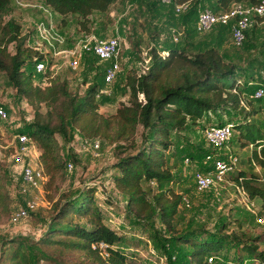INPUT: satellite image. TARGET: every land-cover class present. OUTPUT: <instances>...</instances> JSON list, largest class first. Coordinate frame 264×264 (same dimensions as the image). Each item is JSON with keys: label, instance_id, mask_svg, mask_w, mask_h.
<instances>
[{"label": "trees", "instance_id": "obj_1", "mask_svg": "<svg viewBox=\"0 0 264 264\" xmlns=\"http://www.w3.org/2000/svg\"><path fill=\"white\" fill-rule=\"evenodd\" d=\"M12 1L0 0V71L15 93L31 108L32 119L24 126L23 133L38 150L35 164L47 177L42 185L45 197L53 177L62 175L65 170L56 136L64 144L70 143L75 134L88 141H125L126 145L114 147L112 167L116 174L112 179L113 187L126 197L127 207L136 219L145 224H153L156 219L162 226L164 231L154 229V236H150L154 243L161 238L170 241L172 246L187 244L186 255L191 264H210L206 260L208 253L218 257L215 264H264V248L258 249V243L264 241L261 236L231 234L229 239L241 252L229 259L226 255L228 246L221 253L226 243L224 234L204 229H178L175 216L181 196L173 189L179 180L173 172L177 155L174 150L168 151L180 138L179 132L191 130L199 122L202 131L208 126H221L228 122L233 132L226 143L229 150L232 141L234 147L250 145L245 163L250 167L257 163L264 168V120L258 117L263 114L264 119V96L252 97L264 75L261 71L264 61L255 59L248 61L247 66H240L234 61H226L212 45L191 50L190 45L178 40L166 50L151 47L146 53L148 65L142 73L128 70L123 76V87L128 95L126 102L120 103L113 114L102 116L97 110L107 102V97L99 94L96 84L88 85L78 95L68 89L65 79L58 76L48 78L44 86L32 83L34 73L27 69L35 61L43 60L44 54L27 46L28 35L21 33L17 23L2 21ZM30 1L43 3L60 16V20L68 14L78 16L77 23L86 30L87 16L92 12L106 13L114 0ZM175 1H189V9L177 15L193 11L195 20L196 10L200 7L197 0ZM207 1L213 12H222L234 2L252 5L259 0ZM165 7L173 13L170 6ZM260 19L256 18L254 22ZM216 27L223 31L228 29L227 26L216 25L208 32ZM10 43H13V53L7 50ZM161 52L166 53L161 55ZM48 66L49 63L46 68ZM231 112L238 116L228 118ZM225 115L227 119L223 121L221 116ZM137 126L141 131L138 146H135ZM132 148H135L132 152L128 151ZM168 158L173 159L172 163ZM198 169L206 171L208 167L200 160ZM235 170L236 167L227 174H233L236 187L248 199L259 203L258 212L264 217V175ZM2 182L0 178V188ZM83 189L72 197L63 195L61 200L56 199L50 206L43 234L34 242L53 245L55 253H41V257L49 259L50 264H131V252L126 251L127 245L123 244L125 236L105 224L93 205L95 189L88 186ZM10 202L9 195L0 190V206L8 214ZM165 232L170 236L166 237ZM21 239L1 237L3 243L16 241V244L11 245L8 252H1L0 264H30L29 252ZM98 241L104 243L106 254L97 246ZM66 251H77L87 261L66 260L62 256Z\"/></svg>", "mask_w": 264, "mask_h": 264}, {"label": "rangeland", "instance_id": "obj_2", "mask_svg": "<svg viewBox=\"0 0 264 264\" xmlns=\"http://www.w3.org/2000/svg\"><path fill=\"white\" fill-rule=\"evenodd\" d=\"M197 1L200 3L197 4L198 6L211 8L207 0ZM18 2L21 4L15 1L9 3L2 21L13 20L19 25L21 33L32 35L40 13L28 5L32 3L30 0H18ZM51 13L54 24L65 38V43L58 47L59 50H67L84 34H92L96 38H108L115 35L118 37L120 47L117 57L118 71L114 80L108 85H103L101 80L105 63L99 62L91 55H85L79 58L77 67L71 69L66 64L67 58L63 51L50 55L47 72L35 73L31 79L33 84L44 86L48 78L61 77L67 82L68 89L78 95H81L88 85H98L99 94L107 97V102L99 106L97 110V113L102 116L113 114L120 103L126 102L128 95L123 87L124 74L128 70L142 73L148 65L146 53L149 48L166 50L173 46L175 43L171 40L173 32L179 33L178 42L190 45L191 50L197 49L198 46L212 45L226 61H234L240 66H247L248 61H255V59L264 61V18L253 22L246 32L243 43L235 46L228 29L223 31L216 27L217 29L215 28L212 32L197 34L192 29L193 11L174 15L169 7L155 0H114L106 13L92 12L87 16L86 30H82L77 23L78 16L68 14L60 20V16L52 11ZM31 35L27 40L29 45L33 41ZM7 50L13 53V43L8 44ZM165 53L161 52V55ZM261 71L264 73V69ZM138 98H141V95ZM0 106L6 112L4 120L0 119V178L3 181L0 190L5 191L10 197L9 214L25 200L36 202L35 210L17 222H11L9 214L5 213L0 206V254L3 250L8 252L11 245L16 244V241L3 243L1 237L7 239L22 237L21 241L30 255V264H50V260L41 257L43 256L41 253L44 255L55 253L54 246L34 242L43 234L50 206L56 199L61 200L63 195L72 197L88 186L95 189L93 205L101 213L103 222L125 236L123 244L127 245L126 251L131 252V264H191L186 255L189 248L187 244L172 246L170 241L161 240V238L154 243L150 236H154V229L164 231L162 226L156 219L153 220V224H145L136 219L127 207L126 197L113 187L112 179L116 174L112 167L115 161L114 147L117 144L126 145L125 141L107 143L99 139L97 148H94L91 143H86L77 134L68 144H64L60 137L56 136L63 161L70 162L71 168L64 170L62 175L56 174L53 177L47 186L46 197L51 198L47 201L42 187L34 189L21 185L20 166L12 161L14 149L18 147L16 137L24 134V126L31 121L32 111L25 100L15 93L1 71ZM235 115H237L236 112H231L227 117L231 118ZM227 117L221 116V119L224 121ZM258 117L264 120L263 114H259ZM200 125L201 122L191 130L179 132L180 138L168 150L171 152L174 150L177 155L173 172L179 180L173 185V189L179 193L181 199L175 220L180 231L204 229L216 234H224L226 243L221 253H224L228 246L226 255L229 259H233L241 250L233 241L231 242L230 235L242 233L245 234L244 236L264 238V217L258 212L259 203L248 199L244 192L236 187L232 173L225 175L221 181L209 188L202 191L195 189L193 173L198 169V161L204 160V154L208 150H210L208 152L216 150L205 141ZM140 131V126H137L134 135L135 146H138ZM230 146L231 152L238 158L236 170L250 171L257 176L264 175V168L257 163L251 167L245 163V154L249 152L250 145L234 147L232 141ZM134 149L128 151L132 152ZM34 150V145L30 141L26 143L25 152L22 154V159L31 166H36ZM219 151L223 153L222 149ZM186 157H190L191 161L184 163ZM172 161L173 159L168 158L169 163ZM223 225L225 227L222 228ZM165 233L166 237L170 236V233ZM262 248H264V241L258 243V249ZM35 255L37 261H35ZM62 256L66 260L87 261L77 251H66ZM217 258L211 253L206 256L210 264H215Z\"/></svg>", "mask_w": 264, "mask_h": 264}, {"label": "built area", "instance_id": "obj_3", "mask_svg": "<svg viewBox=\"0 0 264 264\" xmlns=\"http://www.w3.org/2000/svg\"><path fill=\"white\" fill-rule=\"evenodd\" d=\"M14 1L21 4L18 0ZM156 2L164 6H170L175 15L187 11L190 7L189 1L176 2L175 0H156ZM28 5L34 7L40 13V17L33 27L32 35L29 33L33 40L31 45L27 42V40L30 39V35L27 34V46L41 51L44 54L43 60L35 61L29 71H32L34 74H44L47 69V63H50V55L53 56L63 51L66 54V64L69 68L75 69L81 56L91 55L99 62L105 63L101 75L103 85H108L114 80L118 71L117 57L120 49L118 37L116 35L108 38H96L92 34H84L75 41L71 47L67 48V50H59L58 47H61L65 43V38L54 24L51 10L41 2H32ZM256 18H264V0H259L252 5L234 2L230 4L227 10L222 12H213L207 7H198L192 28L195 33L202 34L208 32L216 25L227 26L232 43L235 46H239L244 40L245 31L253 24ZM178 35L179 33L173 32L171 34V40L176 42L178 40ZM263 96L264 75L258 83V87L252 93L253 98H261ZM5 114V110L0 106L1 120H4ZM231 132V124L228 122L221 126H208L202 131L207 144L218 151L213 150L204 155V160L202 162L208 167L206 171L199 169L194 171L193 179L196 190L202 191L213 186L236 167L238 158L226 146ZM84 141L86 143H91L94 148H97L99 144L98 140ZM16 142L18 147L14 149L12 161L14 164L20 166V183L25 187L39 189L45 183L47 177L42 173L39 167L31 166L22 159V154L25 152V145L29 143V139L26 135L19 134L16 137ZM220 149L223 150V153L219 151ZM190 161V158L186 157L184 159V163ZM70 168V162H66L65 170H70ZM35 208L36 202L34 200H25L17 205L14 211L10 213L9 220L11 222H17L25 218L28 213L33 212ZM97 246L106 254L103 250L104 243L102 241H98ZM208 258L210 259L211 256H208ZM123 264L128 263L125 262Z\"/></svg>", "mask_w": 264, "mask_h": 264}, {"label": "crops", "instance_id": "obj_4", "mask_svg": "<svg viewBox=\"0 0 264 264\" xmlns=\"http://www.w3.org/2000/svg\"><path fill=\"white\" fill-rule=\"evenodd\" d=\"M37 153H38V150L35 148V150H34V156H36Z\"/></svg>", "mask_w": 264, "mask_h": 264}]
</instances>
